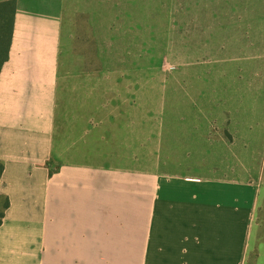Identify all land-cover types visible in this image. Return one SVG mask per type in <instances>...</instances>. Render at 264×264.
Wrapping results in <instances>:
<instances>
[{
	"label": "crops",
	"instance_id": "obj_1",
	"mask_svg": "<svg viewBox=\"0 0 264 264\" xmlns=\"http://www.w3.org/2000/svg\"><path fill=\"white\" fill-rule=\"evenodd\" d=\"M184 12L183 102L175 87L144 102L138 19L115 20L105 102L65 108V0H17L0 72V264H248L262 171L242 166L236 112L264 102V0Z\"/></svg>",
	"mask_w": 264,
	"mask_h": 264
},
{
	"label": "rangeland",
	"instance_id": "obj_2",
	"mask_svg": "<svg viewBox=\"0 0 264 264\" xmlns=\"http://www.w3.org/2000/svg\"><path fill=\"white\" fill-rule=\"evenodd\" d=\"M126 2L128 11L124 9ZM184 3L185 0H65L60 104L67 108L73 102H105V70L120 66L118 58L110 59L105 55H117L121 47L120 42L109 46L112 31L107 27L115 20L123 26L126 22L131 26L137 19L141 28L137 38L141 50L145 51V58L138 60L144 67V102H169V92L174 87L178 100L183 102ZM123 13L128 15L118 19ZM112 48L115 51H109ZM237 104L236 116L241 122L237 142L243 153L242 166L257 171L260 167L262 171L256 214L258 245L248 260V264H255L258 253L264 248V102ZM250 127H254L253 131ZM3 208L2 200L0 213Z\"/></svg>",
	"mask_w": 264,
	"mask_h": 264
},
{
	"label": "trees",
	"instance_id": "obj_3",
	"mask_svg": "<svg viewBox=\"0 0 264 264\" xmlns=\"http://www.w3.org/2000/svg\"><path fill=\"white\" fill-rule=\"evenodd\" d=\"M17 0H4L0 2V72L9 58L12 37L15 28ZM4 171V164L0 162V179ZM6 201L5 207H7ZM4 212L0 213V225L3 223Z\"/></svg>",
	"mask_w": 264,
	"mask_h": 264
}]
</instances>
